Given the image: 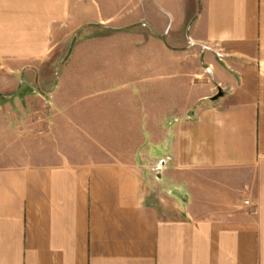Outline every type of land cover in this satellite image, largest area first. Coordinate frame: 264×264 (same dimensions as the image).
Masks as SVG:
<instances>
[{
    "label": "crops",
    "instance_id": "1",
    "mask_svg": "<svg viewBox=\"0 0 264 264\" xmlns=\"http://www.w3.org/2000/svg\"><path fill=\"white\" fill-rule=\"evenodd\" d=\"M0 264H264V0H0Z\"/></svg>",
    "mask_w": 264,
    "mask_h": 264
},
{
    "label": "rangeland",
    "instance_id": "2",
    "mask_svg": "<svg viewBox=\"0 0 264 264\" xmlns=\"http://www.w3.org/2000/svg\"><path fill=\"white\" fill-rule=\"evenodd\" d=\"M97 32H102V30H100L99 28H90V29H87L83 34H82V37H86V36H90V35H92V34H94V33H97ZM63 55L65 54V53H62ZM61 60H59V62H58V65H57V68H60V66L62 65V63L64 62V60L65 59H63V58H60ZM52 70V69H51ZM55 70H57V69H55ZM53 71H54V69H53ZM56 72V71H55ZM53 77H54V75H53ZM51 86H53V83H50L49 85L47 84V85H44V84H40V88L41 89H45V90H47V89H49Z\"/></svg>",
    "mask_w": 264,
    "mask_h": 264
},
{
    "label": "water",
    "instance_id": "3",
    "mask_svg": "<svg viewBox=\"0 0 264 264\" xmlns=\"http://www.w3.org/2000/svg\"><path fill=\"white\" fill-rule=\"evenodd\" d=\"M221 95H222L221 90L218 89V93H217V95H216L215 97H213L212 100H216V99H218Z\"/></svg>",
    "mask_w": 264,
    "mask_h": 264
}]
</instances>
